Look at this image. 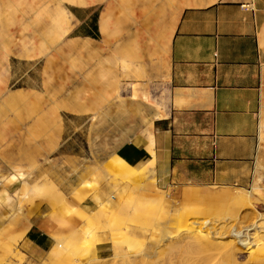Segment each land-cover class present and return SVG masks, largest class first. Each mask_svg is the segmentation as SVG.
<instances>
[{
    "label": "rangeland",
    "instance_id": "1",
    "mask_svg": "<svg viewBox=\"0 0 264 264\" xmlns=\"http://www.w3.org/2000/svg\"><path fill=\"white\" fill-rule=\"evenodd\" d=\"M211 1L83 0L97 10L90 30L76 29L69 12L81 0L5 2L0 264H264V229L254 237L247 227L259 212L264 218V173L248 189L164 191L151 165L136 169L112 157L128 127L148 120L131 94L144 49L155 46L153 59L164 62L182 10ZM28 232L55 240L36 263L18 251Z\"/></svg>",
    "mask_w": 264,
    "mask_h": 264
},
{
    "label": "crops",
    "instance_id": "2",
    "mask_svg": "<svg viewBox=\"0 0 264 264\" xmlns=\"http://www.w3.org/2000/svg\"><path fill=\"white\" fill-rule=\"evenodd\" d=\"M6 1L0 0V14ZM69 12L76 29L90 30L96 21L92 4L70 5ZM155 49H144L148 60L131 89L143 100L148 120L128 127L112 157L144 168L151 144V172L164 191L257 185L264 173V0L188 6L179 15L164 62L153 59ZM79 187L76 183L72 190ZM92 202L90 197L81 206L91 209ZM54 245L52 237L28 232L18 251L36 263Z\"/></svg>",
    "mask_w": 264,
    "mask_h": 264
},
{
    "label": "bare ground",
    "instance_id": "3",
    "mask_svg": "<svg viewBox=\"0 0 264 264\" xmlns=\"http://www.w3.org/2000/svg\"><path fill=\"white\" fill-rule=\"evenodd\" d=\"M127 66V65H126ZM125 68V67H124ZM147 150L150 152V154H151V159H150V161H149V165H151V166H153L154 165V160H155V154H154V151H153V148L151 147V144H150V146L149 147H147ZM120 159V158H119ZM118 159V160H119ZM121 160H123V159H121ZM148 162V161H147ZM146 163V162H145ZM124 164V163H123ZM122 164V165H123ZM125 165V164H124ZM150 168V167H149ZM145 169V168H144ZM146 170V169H145ZM21 179H25V177H24V175H21ZM24 185H25V189L26 188H28V186L30 185L29 183H27L26 181H24ZM135 186V185H134ZM136 187H137V185H136ZM23 189V188H22ZM242 191H244V190H242ZM250 190H247L246 191V193L245 194H243V193H239L238 195H236L235 196V198L234 199H237V201L239 200L240 202H241V200L243 201V199H244V196H246V197H248V195H249V192ZM198 192V191H197ZM207 192V191H206ZM205 192V193H206ZM208 192H210V191H208ZM160 192H158V194H159ZM193 193V195H194V192H192ZM196 193V192H195ZM204 193V192H203ZM207 194V193H206ZM209 195V194H208ZM198 196V195H197ZM199 198L201 199V198H204V195L203 194H201V195H199ZM21 213L23 212V210H21L20 211ZM263 214L262 213H258V217H257V219L255 220V222H253L252 224L250 223V225L249 226H247L249 229H248V233H250V235H253L254 237H255V235H260V234H262L261 232L263 231V229H264V218H263V216H262ZM235 219H237V217L235 218ZM222 221V220H221ZM247 221V220H246ZM215 222V221H214ZM205 223V222H204ZM210 223V222H209ZM209 223H205L204 224V226H210L209 225ZM219 223V222H218ZM220 224V223H219ZM212 229H213V227H212ZM228 230V229H227ZM226 230V231H227ZM202 230H198V231H196V234H195V236L198 238V243L199 244H201L202 242H203V240L204 239H206V237H205V235H203L202 234ZM224 234V233H223ZM205 237V238H203V236ZM212 236V235H211ZM167 237V235L166 234H164L163 235V238H166ZM169 238V237H168ZM208 239V238H207ZM130 241V240H129ZM129 241L127 242V243H129ZM163 241V240H162ZM213 241V240H212ZM204 243V242H203ZM206 243V242H205ZM211 244V243H210ZM227 255L226 256H228L229 254L228 253H226ZM125 256V255H124ZM125 258V257H124ZM122 259V258H121ZM131 261V260H130ZM134 261V260H133ZM150 261V260H149ZM120 262V261H119ZM122 262V261H121ZM148 262V261H147ZM149 263V262H148ZM126 264V263H125ZM131 264V263H130Z\"/></svg>",
    "mask_w": 264,
    "mask_h": 264
}]
</instances>
